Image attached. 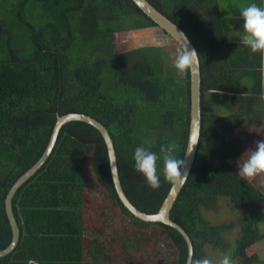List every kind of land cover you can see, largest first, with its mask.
Segmentation results:
<instances>
[{
  "label": "trees",
  "instance_id": "1",
  "mask_svg": "<svg viewBox=\"0 0 264 264\" xmlns=\"http://www.w3.org/2000/svg\"><path fill=\"white\" fill-rule=\"evenodd\" d=\"M149 1L186 31L201 59V137L171 217L192 239V264H203L209 248L230 264H264L248 252L264 240V190L235 167L247 149L239 129L264 123V55L231 39L244 30L243 17L225 16L212 0ZM157 25L134 0H0V250L13 239L9 191L43 156L58 117L70 112L108 128L128 197L145 212L159 211L174 184L163 172L161 147L174 145L182 160L189 143L191 72H177L165 45L118 50L123 32ZM138 146L161 157L156 189L135 169ZM223 198L241 215L208 220L205 213L220 210ZM13 208L20 240L0 264L188 262L177 228L144 221L122 202L106 140L85 121L62 127Z\"/></svg>",
  "mask_w": 264,
  "mask_h": 264
},
{
  "label": "water",
  "instance_id": "2",
  "mask_svg": "<svg viewBox=\"0 0 264 264\" xmlns=\"http://www.w3.org/2000/svg\"><path fill=\"white\" fill-rule=\"evenodd\" d=\"M134 2L149 16L151 17L158 25L154 27H149L143 30L151 31L154 34L159 35L155 38V41L159 40L158 43H151V45H166L169 40L175 39L180 47L186 51L195 50L198 54L193 56L192 66L190 69L191 72V125H190V136L189 143L186 150V154L184 157L185 164L181 167L182 176L177 179L165 201L163 202L161 208L156 213H148L141 209H139L128 197L127 193L124 190L122 180L120 177L119 166H118V157L114 144V140L108 128L95 117L82 113V112H70L64 115H60L54 127L50 142L43 156L39 159V161L31 167L28 171H26L13 185L11 190L9 191L6 198V208L8 212L9 219L11 221L12 229H13V239L10 245L0 250V257L6 256L11 253L19 243L21 229L19 223L17 221L14 208H13V198L18 191V189L29 180L48 160L50 155L52 154L55 145L57 143L60 131L62 127L73 120H80L88 122L98 128L103 134L110 155V163L112 169V175L114 179V183L118 194L125 204V206L137 217L144 221L148 222H162L168 225H171L177 228L186 238L189 245V258L187 264H192L193 255H194V246L192 239L188 232L176 221H174L171 217V211L177 201L184 185L186 184L189 175L193 169L200 137H201V129H202V70H201V59L199 52L197 50L196 45L193 43L189 35L186 31L170 19L165 13L160 11L155 5H153L149 0H134ZM128 33L129 31H125L124 33ZM191 151V153H189Z\"/></svg>",
  "mask_w": 264,
  "mask_h": 264
},
{
  "label": "clouds",
  "instance_id": "3",
  "mask_svg": "<svg viewBox=\"0 0 264 264\" xmlns=\"http://www.w3.org/2000/svg\"><path fill=\"white\" fill-rule=\"evenodd\" d=\"M241 16L244 20V42L253 51L264 55V6L251 3L241 9ZM198 54L195 50L188 51L186 49L179 55L173 64V67L180 75L190 71L193 56ZM175 146L169 144L161 147L163 155V172L170 182H175L182 176L181 167L185 164L184 159H177L173 153ZM191 153V151L189 152ZM247 155L242 163H239L238 174L242 178H253L260 174H264V140L257 141L256 147ZM132 159L137 172L141 173L148 185L156 189L160 186V168L159 161L161 157L157 153L149 150L144 146H138L134 150ZM208 264V261H203ZM221 264H230V259L225 257Z\"/></svg>",
  "mask_w": 264,
  "mask_h": 264
},
{
  "label": "rangeland",
  "instance_id": "4",
  "mask_svg": "<svg viewBox=\"0 0 264 264\" xmlns=\"http://www.w3.org/2000/svg\"><path fill=\"white\" fill-rule=\"evenodd\" d=\"M125 35L121 34L118 50L124 51L129 49H134L140 46H143L149 42L158 43L159 40L155 41V38L159 35L154 34L151 31L139 30L135 31L132 35L131 39L124 38ZM151 36L153 40L147 41L145 38H149ZM166 48L172 53L174 59H176L179 55H181L179 45L173 41L169 40V42L165 45ZM239 135L245 140L247 143V151L254 150L256 147L257 141L264 140V124L261 126H253L251 128L242 127L239 129ZM247 153H245V156ZM244 156V157H245ZM243 161V160H242ZM242 161L236 162L235 167L239 169V163ZM255 184L264 190V174H260L256 177L251 178ZM221 207L218 211H207L205 216L208 220L213 222H223L229 221L234 218H237L243 212L242 208L233 206L228 198H223L220 201ZM262 229L264 231V223L262 224ZM249 254H258L261 259H264V240L253 245L248 250ZM225 258V255L219 250H212L209 248L208 254L205 257V260L208 261V264H221L222 260ZM204 260V261H205Z\"/></svg>",
  "mask_w": 264,
  "mask_h": 264
},
{
  "label": "crops",
  "instance_id": "5",
  "mask_svg": "<svg viewBox=\"0 0 264 264\" xmlns=\"http://www.w3.org/2000/svg\"><path fill=\"white\" fill-rule=\"evenodd\" d=\"M212 2H215L216 5H218L222 11V13L225 16H237L241 15V9L243 7L248 6L251 3H256L257 5L264 6V0H212ZM137 30H131L128 33H124L122 35H125L124 38L131 39L133 33ZM244 36H245V30H234L231 34V39L237 43H245L244 42ZM149 38H145L147 41L153 40L151 36H148ZM264 124V123H263ZM262 124V125H263ZM255 126H261V125H255ZM253 127V126H252Z\"/></svg>",
  "mask_w": 264,
  "mask_h": 264
}]
</instances>
